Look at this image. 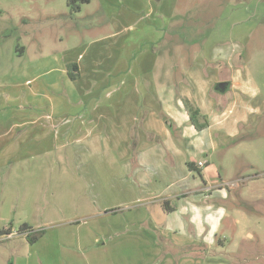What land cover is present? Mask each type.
Instances as JSON below:
<instances>
[{
  "label": "rangeland",
  "instance_id": "obj_1",
  "mask_svg": "<svg viewBox=\"0 0 264 264\" xmlns=\"http://www.w3.org/2000/svg\"><path fill=\"white\" fill-rule=\"evenodd\" d=\"M69 1L0 0V77L19 69L31 72L42 58L83 51L87 57L105 55L108 37L117 29L122 30L121 43L132 39L124 47L134 57L130 68L142 65L147 43L158 39L152 35L142 44L147 26L160 17L161 0L78 1L81 9L72 14ZM177 2L175 18L165 26L167 40L158 48L160 65L169 69L174 60L178 63L186 92L196 93L204 78L206 101L216 104L215 120L225 118L224 110L236 100L249 121L240 122L242 140L230 141L226 156H210L211 180L223 182L230 194L222 203L228 218L214 243L205 247L202 239L174 234L159 238L147 232L144 203L134 201L138 197L130 192L137 187L130 167L143 169L139 153L131 143L130 158L117 161L110 150H103L113 142L105 133L100 157H66L80 143L62 147L55 141L56 157L45 159L53 160V166L33 171L36 163L29 159V169L11 180L10 168H0V229L12 226L9 232L15 234H0V264H264V0ZM129 25L132 30L125 31ZM224 80L230 83L222 92L215 85ZM257 88L262 96H255ZM23 91L24 97L29 94L28 88ZM190 99L183 98L187 109L195 103ZM168 128L175 138L178 131L170 124ZM192 174L200 179L197 172ZM250 184L263 202L251 199ZM234 217L240 223L233 230L229 223ZM180 218L182 213L176 212L167 225L178 224ZM24 223L32 232L43 231L34 243L28 232L19 231Z\"/></svg>",
  "mask_w": 264,
  "mask_h": 264
},
{
  "label": "crops",
  "instance_id": "obj_2",
  "mask_svg": "<svg viewBox=\"0 0 264 264\" xmlns=\"http://www.w3.org/2000/svg\"><path fill=\"white\" fill-rule=\"evenodd\" d=\"M177 1L161 0L157 6L161 18L147 26L142 44L144 38L152 35L158 39L147 43L138 68H130L134 57L124 48L132 42L131 37L121 43L118 37L122 30L117 29L108 37L105 55L96 53L87 57L83 51L78 56L42 58L35 62L31 72L19 69L0 77V168H10L11 180L28 170L27 165L33 160L36 163L34 168L31 166L33 171L47 164L53 166V160L45 159L56 157L55 141L62 147L71 141L80 143V149L68 151L66 157L87 159L91 154L100 157L103 136L108 133L113 142L103 150H110L112 158L117 161L130 158L132 145L139 153L138 162L143 169L129 166L137 185L130 192L138 197L134 201L144 203L147 218L143 227L147 232L159 238L174 234L179 238L202 239L201 245L209 247L228 218V210L222 203L230 196L223 182L211 180L209 165L214 162L210 156L216 159L226 156L227 145L239 136L240 122L245 125L249 121H245L236 100L224 110L225 118L215 120L216 104L214 100L207 102L208 82L203 78L196 93L186 92L182 90L183 70L178 63L174 60L169 69L160 65L158 48L167 40L165 26L175 18ZM123 29L131 31L132 26ZM168 60L172 61L164 59ZM71 63H76L79 71L75 80L68 75L67 66ZM25 88L29 94L24 97ZM257 90L255 96H262V90ZM193 97V105L203 117L200 121L207 123L202 130L190 122L184 104L183 98ZM169 124L178 131L175 138ZM57 156L60 160L65 158ZM199 161L206 163L200 167ZM188 162L201 169L200 179L189 170ZM63 170L68 172L65 167ZM256 193V185L250 184L251 199L262 200ZM179 211L181 221L167 225L168 218ZM231 220L230 229L234 230L240 219ZM11 228L0 231L5 233Z\"/></svg>",
  "mask_w": 264,
  "mask_h": 264
},
{
  "label": "trees",
  "instance_id": "obj_3",
  "mask_svg": "<svg viewBox=\"0 0 264 264\" xmlns=\"http://www.w3.org/2000/svg\"><path fill=\"white\" fill-rule=\"evenodd\" d=\"M78 1L81 2H89V0H70L69 1V5H70V13H74L77 12L81 9V6L79 4ZM68 69V75L72 80H75L79 77V71H78V67L76 63H71L67 66ZM188 102V101H187ZM188 112L190 115V122L198 129V130H202L207 123L205 122H201L200 121V117H202L200 109L196 106H192L190 107V103H189V108H188ZM205 120H206V116H204ZM235 141H240L242 140V138L240 137H236L234 138ZM188 168L190 171H195L197 172L201 177H202V172L201 169L198 168L196 166V164L194 162H188L187 164ZM21 231V233H26L28 232L26 235V237L28 238L30 243H34L36 240L39 239V237L41 236L43 231H36V232H32V227L28 224H22L19 228ZM9 233V230L7 231ZM0 234H3L2 231H0Z\"/></svg>",
  "mask_w": 264,
  "mask_h": 264
},
{
  "label": "water",
  "instance_id": "obj_4",
  "mask_svg": "<svg viewBox=\"0 0 264 264\" xmlns=\"http://www.w3.org/2000/svg\"><path fill=\"white\" fill-rule=\"evenodd\" d=\"M228 86H229V81L224 80V81L218 82L216 84L215 88L218 89V90H220V91H222V92H224V91H226V89L228 88Z\"/></svg>",
  "mask_w": 264,
  "mask_h": 264
},
{
  "label": "built area",
  "instance_id": "obj_5",
  "mask_svg": "<svg viewBox=\"0 0 264 264\" xmlns=\"http://www.w3.org/2000/svg\"><path fill=\"white\" fill-rule=\"evenodd\" d=\"M205 161H199V163H198V165L200 166V167H202V166H204L205 165ZM4 235H6L7 237H11V236H13V235H15L14 234V232H5V233H3Z\"/></svg>",
  "mask_w": 264,
  "mask_h": 264
}]
</instances>
